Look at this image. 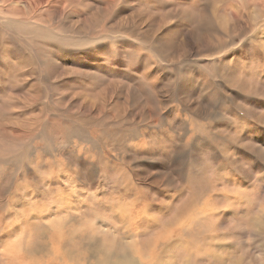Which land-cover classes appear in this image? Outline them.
<instances>
[{"label": "rangeland", "instance_id": "obj_1", "mask_svg": "<svg viewBox=\"0 0 264 264\" xmlns=\"http://www.w3.org/2000/svg\"><path fill=\"white\" fill-rule=\"evenodd\" d=\"M31 5L0 0V264H264V0ZM26 15L47 27L37 52ZM28 49L41 81L32 59L18 76ZM204 207V228L179 226Z\"/></svg>", "mask_w": 264, "mask_h": 264}, {"label": "bare ground", "instance_id": "obj_2", "mask_svg": "<svg viewBox=\"0 0 264 264\" xmlns=\"http://www.w3.org/2000/svg\"><path fill=\"white\" fill-rule=\"evenodd\" d=\"M12 1V0H11ZM15 2H16V4H24V6L22 7V10L23 11H27V9H28V7H31V6H34V5H31V4H36V5H38V7H39V9H43L44 8V10H45V8H47V6H45V5H43V1L44 0H14ZM2 3V2H1ZM60 3V2H59ZM73 3V2H72ZM10 4V3H9ZM9 4H7V5H9ZM61 4V3H60ZM6 5V4H5ZM6 5V6H7ZM30 5V6H29ZM14 6V5H13ZM58 6V5H57ZM11 7V6H10ZM36 7V6H35ZM65 8V7H64ZM233 8V7H232ZM34 9V8H33ZM60 9V8H59ZM67 9V8H66ZM65 9V10H66ZM19 10H21V9H19ZM64 10V11H65ZM254 10V9H253ZM260 10V9H259ZM4 11V10H3ZM264 11V10H263ZM234 13V12H233ZM259 13H260V11H259ZM57 15H61V13H56ZM48 15V14H47ZM232 15V14H231ZM4 15H2V13H0V19L3 17ZM39 16V15H38ZM217 16V15H216ZM39 17H41V16H39ZM245 17V16H244ZM211 18V17H210ZM35 19V18H34ZM37 19V18H36ZM39 19V18H38ZM215 19H217V18H215ZM233 19H235V18H233ZM239 19V18H238ZM2 20V19H1ZM9 20H11V19H9ZM4 21H6V20H4ZM12 21H19L20 23H23V24H25L26 25V30H30V32H31V34H35L34 36H33V38L31 39V36L30 37H28V40L31 42V49H33L35 52H37V48H39V46L40 45H43V43H44V38L46 37L45 35H46V31H47V27L45 26V25H43V24H41V23H39L38 24V22H35V21H31V20H29V19H27V15L25 16V18H24V20H18V19H12ZM241 22V21H240ZM236 26V25H235ZM222 27V26H221ZM53 28H56V27H53ZM225 28V27H224ZM9 30V29H8ZM228 31V30H227ZM14 33V32H13ZM55 33V32H54ZM53 33V34H54ZM15 34V33H14ZM1 35H3V31L2 32H0V55H1V57H2V54H5V53H3V51L1 52ZM191 35V34H190ZM47 38H49V39H51V40H54V41H58L59 40V36H51V37H47ZM31 39V40H30ZM23 41H24V39H22ZM21 40V41H22ZM144 41V40H143ZM9 45V44H8ZM144 45H146L147 46V44H145L144 43ZM30 48V47H29ZM31 49H28V51L27 52H29L31 55H26L25 56V58L23 59V61L22 60H17V59H15V62H16V65H18L19 67H20V73L18 74V76H20V77H24L25 78V76H27V74L23 71V68L27 71V70H30L29 68H30V65L28 64V62L30 61L31 62V59L37 64V65H35V66H37V68H34L36 71H37V73L39 74L38 76H35L34 74H31V75H29V78L31 79V80H33V82L34 81H38V80H40V79H42V78H44L43 76H42V74H43V72L46 70L45 68H43L44 67V65H45V61H44V59L42 58V56L40 55V56H33L34 54H33V51L31 50ZM41 54H43V53H41ZM44 56V55H43ZM11 56H9L8 57V59L10 58ZM45 67H46V65H45ZM47 71V70H46ZM52 71V70H51ZM50 71V72H51ZM49 72V73H50ZM53 72V71H52ZM51 72V73H52ZM48 73V72H47ZM46 74V73H45ZM44 75V74H43ZM50 75V74H49ZM8 76V75H7ZM45 76V75H44ZM24 78H22V79H24ZM29 79V80H30ZM49 80L50 79H52V78H48ZM43 80V79H42ZM21 81V80H20ZM24 81H26V80H24ZM24 81H23V83H24ZM41 81V80H40ZM47 81V80H46ZM15 82V81H14ZM28 82V81H27ZM19 83V82H18ZM16 84V83H15ZM171 86V85H170ZM16 87V86H15ZM29 141L31 140V138H29L28 139ZM25 142V141H24ZM26 144H27V142H25ZM30 145V144H29ZM26 148H27V146H26ZM139 181H141V180H139ZM141 185V184H140ZM129 186V185H128ZM139 186V185H138ZM137 186V187H138ZM75 188H76V185H75V181L72 183V186H71V188L69 189V191H67V190H64V193H63V199H65L66 200V197H69L72 201H69V200H67L68 202H67V204H69V207L75 202V200L76 199H78L79 198V195H77L76 194V192H75ZM130 188V187H129ZM135 188V187H134ZM133 189V188H132ZM126 190H127V188H126ZM133 191V190H132ZM135 191V190H134ZM71 192V193H70ZM127 192V191H126ZM39 194V193H38ZM68 194L70 195V196H68ZM77 196V197H76ZM200 196V195H199ZM197 197H198V195H197ZM61 198V199H62ZM203 199V198H202ZM206 199V198H205ZM199 200V199H198ZM137 201V200H136ZM125 202V201H124ZM124 202H122L123 204H124ZM138 202V201H137ZM207 202V201H206ZM121 203V204H122ZM203 203V202H202ZM205 203V202H204ZM135 204V203H134ZM203 205V204H202ZM132 205L130 204V205H123V206H121L120 207V212H117L120 216H123V219H122V223L124 224V228H125V226H126V228H127V224H126V220H125V214H127V213H129V212H131V211H129V212H127V210L129 209V208H132L131 207ZM208 206V205H207ZM199 207V206H198ZM197 207V208H198ZM54 209V208H53ZM135 209V208H134ZM145 209V208H144ZM203 209V208H202ZM207 209V208H206ZM55 210V209H54ZM118 210V209H117ZM130 210H132V209H130ZM115 212V211H114ZM137 212V211H136ZM212 212V211H211ZM62 213V214H61ZM142 213V212H141ZM215 213V212H214ZM60 214H61V216L62 215H64V214H66V213H64V212H60ZM140 214V213H139ZM208 214V213H207ZM213 214V213H212ZM45 214H42V218H43V216H44ZM149 215V214H148ZM35 216V215H34ZM60 216V217H61ZM139 216V215H138ZM60 217H59V219H58V221L57 220H54L55 219V212L53 211V212H50V213H48V214H46L45 215V217H44V220L45 221H47V223L49 224V226H55V224H56V226H58V227H60V228H63V225L64 224H62V222L63 221H61V219H60ZM48 218V219H47ZM114 218V217H113ZM134 218V217H133ZM144 218V217H143ZM142 218V219H143ZM179 218L181 219V225H179V226H181L182 228H183V230L184 231H186V232H188L190 229H198V228H202L203 227V221H205L204 220V218H205V207H204V209L203 210H195V211H188V212H186V213H182V214H180L179 215ZM216 218H217V216H216ZM47 219V220H46ZM119 219V218H118ZM149 219V218H148ZM111 220V219H110ZM133 220V219H132ZM140 220H141V218H140ZM152 220V219H151ZM219 220V219H218ZM260 220V219H259ZM99 221V220H98ZM120 221V220H119ZM118 221V222H119ZM262 222H258L257 223V230L258 231H260V232H262V233H264V222H263V220H261ZM117 222V225L118 224H120V223H118ZM121 222V221H120ZM142 222V221H141ZM180 222V221H179ZM206 222V221H205ZM108 223V224H107ZM155 223H156V219H155ZM217 223V222H216ZM111 224V223H110ZM109 224V222H106V221H103V220H100L99 221V225H97L96 224V226L98 227V228H96V230L97 229H103L104 230V232L105 231H107V230H112V229H117L114 225H110ZM134 224V223H133ZM137 224V223H136ZM141 224V223H140ZM152 224H153V222H152ZM142 225V224H141ZM143 225H145V222L143 223ZM134 226V225H133ZM132 226V227H133ZM144 227V226H143ZM170 227V226H169ZM178 227V226H177ZM181 227H179V228H181ZM196 227V228H195ZM137 228V227H136ZM171 228V227H170ZM169 228V229H170ZM181 228V229H182ZM204 228V227H203ZM256 228V227H255ZM95 229V228H94ZM128 229V228H127ZM134 229H135V227H134ZM140 229V228H139ZM142 229H144V228H142ZM178 229V228H177ZM196 229V230H197ZM96 230H94V232L92 233V236H94L95 234H96ZM102 230V231H103ZM110 230V231H111ZM200 230V229H199ZM199 230H198V232H199ZM102 231H100L101 233H102ZM117 231H119V229L117 230ZM203 231V230H202ZM256 231V230H255ZM4 232V231H3ZM99 232V233H100ZM109 232V231H108ZM107 232V233H108ZM115 232V231H114ZM113 232V233H114ZM146 232V231H145ZM172 232L173 231H171V233H170V235L172 234ZM174 232H175V229H174ZM100 233V234H101ZM106 233V234H107ZM131 233L130 231H128L127 232V234H126V236H127V238H129V234ZM133 233H135L136 235L138 234V231H136V232H133ZM143 233V232H142ZM169 233V232H168ZM201 233V232H200ZM216 233V232H215ZM214 233V234H215ZM77 234V233H76ZM109 234V233H108ZM213 234V235H214ZM111 235V234H110ZM169 235V234H168ZM185 235V234H184ZM187 235V234H186ZM189 235V234H188ZM192 235H194V234H192ZM201 235V234H200ZM205 235H206V233H205ZM75 236V235H74ZM97 236V235H96ZM113 236V235H112ZM139 236V235H138ZM165 236V235H164ZM172 236H173V234H172ZM199 236V235H198ZM124 237V236H123ZM136 237V236H135ZM134 237V238H135ZM140 237V236H139ZM166 237V236H165ZM197 237V236H196ZM69 238V237H68ZM67 238V239H68ZM93 238V237H92ZM114 238V237H113ZM8 239H9V237H8ZM94 239V238H93ZM99 239V238H98ZM162 239H164V238H162ZM171 239V238H170ZM211 239V238H210ZM216 239V238H215ZM165 240V239H164ZM196 240V239H195ZM11 241V240H10ZM9 240L7 241V239H6V243H8V245L10 246L11 244V242H10ZM68 241V240H67ZM92 241V240H91ZM116 241V240H115ZM135 241V240H134ZM161 241V240H160ZM198 241V240H197ZM208 241H209V239H208ZM141 242V241H140ZM167 242V241H166ZM69 243V242H68ZM139 243V242H138ZM142 243V242H141ZM158 243V242H157ZM191 243V242H190ZM214 243H215V240H214ZM213 243V244H214ZM216 244V243H215ZM8 245L7 244H4L2 247H3V256L4 257H7V256H10L12 253L14 254V255H16V253L18 252L17 250H16V248L14 247V246H10V247H8ZM68 245V244H67ZM157 245V244H156ZM215 248H217V247H215ZM154 254V253H153ZM71 254H69V257H67L63 252H60V254L57 256V259L59 260L58 262H59V264H77V261L76 262H73V260L75 259H72V256L73 255H71ZM82 255V254H81ZM151 255V254H150ZM195 255V254H194ZM100 257L99 255H94V257ZM125 256V255H124ZM124 256H123V258H124ZM139 256V255H138ZM82 257V256H81ZM129 258V257H128ZM130 259V258H129ZM149 260H151V259H149ZM100 261L103 263V264H144V263H146L145 261L143 262V260L142 259H140L139 257H137V258H132V259H130V260H128V261H115V260H112L111 258H110V256H108V257H105L104 259L103 258H100ZM146 261H148V258H147V260ZM84 262V261H83ZM85 262H86V259H85ZM190 262V261H189ZM189 262H188V264H189ZM46 263H47V261H46ZM155 263V262H154ZM44 264H45V262H44ZM50 264V263H49Z\"/></svg>", "mask_w": 264, "mask_h": 264}]
</instances>
